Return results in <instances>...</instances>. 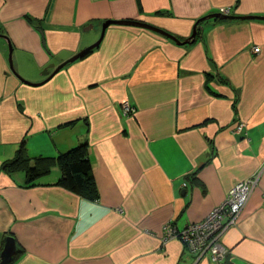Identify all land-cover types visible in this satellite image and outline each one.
<instances>
[{
  "label": "crops",
  "instance_id": "crops-1",
  "mask_svg": "<svg viewBox=\"0 0 264 264\" xmlns=\"http://www.w3.org/2000/svg\"><path fill=\"white\" fill-rule=\"evenodd\" d=\"M224 7L264 16V0H0V252L8 234L19 246L9 264H213L164 239V225L200 221L241 181L250 193L218 264H264V19L203 20L181 44L111 23L44 74L107 19L184 39ZM22 139L31 158L85 141L97 198L57 185V166L32 186L2 170Z\"/></svg>",
  "mask_w": 264,
  "mask_h": 264
},
{
  "label": "trees",
  "instance_id": "trees-1",
  "mask_svg": "<svg viewBox=\"0 0 264 264\" xmlns=\"http://www.w3.org/2000/svg\"><path fill=\"white\" fill-rule=\"evenodd\" d=\"M53 166H57L59 170L55 182L57 185L91 200L97 198L98 191L91 172L88 145L85 141L55 156L38 155L31 158L26 152L25 140L22 139L14 155L3 161L1 169L6 172L22 170L25 175L24 185L32 186L39 178L49 175ZM187 180L202 185L194 173L187 175ZM13 256L11 261L15 258Z\"/></svg>",
  "mask_w": 264,
  "mask_h": 264
},
{
  "label": "built area",
  "instance_id": "built-area-1",
  "mask_svg": "<svg viewBox=\"0 0 264 264\" xmlns=\"http://www.w3.org/2000/svg\"><path fill=\"white\" fill-rule=\"evenodd\" d=\"M254 51H258V47H254ZM132 111L133 106L125 102L123 112L129 114ZM240 128L241 125L237 127V129ZM250 187L249 181L238 182L229 189L224 199L215 205L203 219L188 223L180 230L172 223L165 224L164 239L180 237L190 251H196L197 259L202 255H208L212 261L219 262L227 252L226 247L220 241V237L230 225L235 224L238 220L249 196Z\"/></svg>",
  "mask_w": 264,
  "mask_h": 264
},
{
  "label": "water",
  "instance_id": "water-1",
  "mask_svg": "<svg viewBox=\"0 0 264 264\" xmlns=\"http://www.w3.org/2000/svg\"><path fill=\"white\" fill-rule=\"evenodd\" d=\"M210 18H217V19H233V18H236V19L242 20V19H250V18L264 19V16L263 15H234V14L232 15V14H225L221 11H214L212 13H209V14L204 15V16L200 17L199 19H197L196 22L194 23L193 31H192L191 35H189L188 37H186L184 39H179L176 35H173L170 32H168V31H166L160 27H157L155 25H152L150 23H147V22H144V21H141L138 19H107L102 24L101 34H100L99 38L93 44H91L88 47L80 50L79 52H77L73 56H71L69 59H67L66 61L60 63L58 66L55 67V69L52 71V73L48 74L49 72L46 71V72H44V74H48V77L51 76L54 72L58 71L66 63L74 61L78 57H81L84 54H86L93 47L97 46L99 44L100 40L102 39L105 28L111 23L128 24V25H135V26L144 27V28L156 31L158 33H161V34L165 35L166 37L172 39L176 43L181 44V43H190V42L194 41L196 38V27L199 24V22H201L203 20L210 19ZM0 36L4 37L2 35H0ZM7 43L9 44L8 41H7ZM23 81L25 83H28V84H34V85L39 84L36 82L25 81L24 79H23ZM3 242H4V245H3V248L0 252V264H9L11 259H12V256L19 250V246L17 245L14 237L10 234L4 236Z\"/></svg>",
  "mask_w": 264,
  "mask_h": 264
},
{
  "label": "rangeland",
  "instance_id": "rangeland-1",
  "mask_svg": "<svg viewBox=\"0 0 264 264\" xmlns=\"http://www.w3.org/2000/svg\"><path fill=\"white\" fill-rule=\"evenodd\" d=\"M221 10H222L223 13H225V14H232V15L234 14V13H232V12L230 11V8H229V7H224V8H222ZM221 10H220V11H221ZM222 11H221V12H222ZM211 13H212V12H211ZM208 14H209V13H208ZM206 15H207V14H206ZM234 15H237V14H234ZM203 16H204V15H203ZM199 18H200V17H199ZM199 18H198V19H199ZM212 19H216V18H212ZM234 19H236V18H233V19H222V20H234ZM196 20H197V19H196ZM196 20H195V22H196ZM238 20H240V19H238ZM195 22H194V23H195ZM193 26H194V24H193ZM193 26H192V31H193ZM199 28H200V22H199V24H198L197 27H196V36H197V34H198V30H199ZM192 31H191V33H192ZM191 33H190V35H191ZM160 34H161V33H160ZM162 35H163V34H162ZM164 36H165V35H164ZM195 39H196V38H195ZM93 48H94V47H93ZM93 48H92V49H93ZM92 49H91V50H92ZM91 50H89V51H91ZM253 50H254V48H253ZM258 50H259V47H258ZM51 73H52V72H51ZM48 74H50V73H48ZM48 74H45V75L48 77ZM47 77H46V78H47ZM125 102L127 103V101H125ZM125 102H124V104L121 105L122 108H124L123 106H125ZM133 108H134V107H133ZM122 110H123V109H122ZM240 125H242V123H239V124H238V126H240ZM238 126H237V127H238ZM222 234H223V233H222ZM164 238H165V236H164ZM179 238H180V237H179ZM180 239H181V238H180ZM182 241H183V240H182ZM183 242H184V241H183ZM192 252H193V251H192ZM193 253L196 254V251L193 252ZM203 256H204V255H202V257H203ZM224 256H225V255H224ZM202 257H200V258H202ZM200 258H198V259H200ZM209 259H210V261H211L213 264H218V262H215V260L212 261L211 258H209Z\"/></svg>",
  "mask_w": 264,
  "mask_h": 264
},
{
  "label": "bare ground",
  "instance_id": "bare-ground-1",
  "mask_svg": "<svg viewBox=\"0 0 264 264\" xmlns=\"http://www.w3.org/2000/svg\"><path fill=\"white\" fill-rule=\"evenodd\" d=\"M124 104V103H123ZM124 107V106H123ZM133 111H134V108H133Z\"/></svg>",
  "mask_w": 264,
  "mask_h": 264
},
{
  "label": "flooded vegetation",
  "instance_id": "flooded-vegetation-1",
  "mask_svg": "<svg viewBox=\"0 0 264 264\" xmlns=\"http://www.w3.org/2000/svg\"><path fill=\"white\" fill-rule=\"evenodd\" d=\"M221 241V240H220ZM222 243V242H221ZM223 244V243H222Z\"/></svg>",
  "mask_w": 264,
  "mask_h": 264
}]
</instances>
